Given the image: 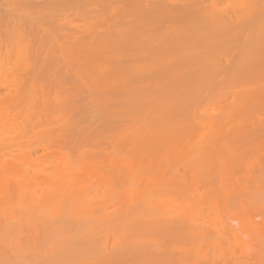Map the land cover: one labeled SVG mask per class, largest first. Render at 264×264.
<instances>
[{
	"label": "rangeland",
	"instance_id": "rangeland-1",
	"mask_svg": "<svg viewBox=\"0 0 264 264\" xmlns=\"http://www.w3.org/2000/svg\"><path fill=\"white\" fill-rule=\"evenodd\" d=\"M68 1L69 0H0V165L2 166H0V173L6 176L9 174L8 177L11 174L10 178L16 180L15 182H10L11 188L8 184H5L6 188L4 190L2 186L4 190L2 192L9 196L5 197L4 194H0V207L8 209L14 208L20 204H24L26 197L34 196V199L37 200L38 197L42 196L44 189L48 190V188L52 189V187L65 185L64 183L66 180L62 178L63 172H61L60 175L58 174V177L54 172L52 173V171L53 168L56 171L68 169L66 164H68L69 160H72V163L69 162V164L73 165H71L72 168H69L70 178L72 181H75L74 183L77 184L76 186L82 190L81 195L72 197V200L74 198V202H70L67 198H65V200H67L64 201L63 197L58 198V200L56 199V203L53 202L51 206L53 213L51 218L50 216L48 217L49 223L47 221H41L40 219L31 218L28 222L30 227L26 224V229L25 221H23L25 218L21 219L23 222L18 221L24 227L20 226L17 220H15L17 224L14 223V220L11 221V229H8V231L14 236L5 232L9 237L7 236L8 239H6L7 237L4 235L7 244H5L6 246L4 247L5 250L3 253L5 257L2 255L3 257L2 259L0 258V264H4V262L5 264H94V262H91L92 260L95 261L93 255H97V252L100 253L101 249L104 247L105 252H108L113 246L119 249L120 246L123 247V245L120 244L124 241L129 244V246L126 245V247L128 246L126 249L130 250L131 248L132 250L134 248L133 250L136 251V255L134 252L133 255L130 250L129 253H131H127V256L125 255L124 258L122 257L123 259H121L120 262L116 263L114 261L116 264H264V101L258 102L259 106L255 100H250L246 108H244L245 110L242 109L241 111L237 109L240 103L243 102L241 98L243 99L244 92H250L257 87L258 81H254L255 78L251 80L254 73H252V77H250L251 75L248 74V70L245 69L242 73L240 72L241 68L238 69V67H235V65L237 66L240 63L248 65V63L252 64L254 62V64L258 63L256 65L259 67H264V65H262L264 64V33H262L264 32V0H262V2L260 0H127V2L126 0H72L74 1L72 3L70 0L71 4ZM125 2L128 4H122ZM131 3L133 6H131ZM198 4L199 7L196 8ZM188 5L189 9H187ZM262 5L263 7H261ZM257 6L261 7L258 8V11L256 10ZM250 7H256L255 10L258 12L259 19H254L255 24L253 22L254 20L248 22L247 26L249 27H247L248 29L246 28L247 30L244 25H242L243 22L241 25L246 32L241 31L243 30L242 27H240L241 25H237L239 23L238 18L241 15L237 16L234 13L241 14L242 11L245 12ZM129 8L134 12L129 10ZM125 9H127V11L129 10V15ZM152 9L153 12L159 11V15L158 13L154 14L157 18L153 17V13H151ZM190 9L194 12L198 10V12H195L196 14L193 12L192 15L195 25H197L198 22L200 24L201 19L205 17L215 18L221 21L224 25L222 28L215 25H210L211 27H208V25H204L203 23L201 26L202 29H207L208 27V32L210 31V34L213 33L212 36H218L216 38L213 37V39H219L220 36L228 37V42H230L229 46H231L228 47L233 49L232 51V49L230 50L226 47L227 51L225 53L227 57L229 55L228 58L220 54L217 56L218 62L220 61L219 65H223L224 67H228L229 62L232 61V63H230L231 67H226L228 70H226L227 73H230L227 74L228 78L226 75H223L225 73V68L219 66L224 68V73L221 71L223 74L221 76L219 75L220 77L218 79L214 77L213 79L207 80L206 78H208V76L204 75L206 72L202 75L194 73L198 75H195L198 80H196L197 82L192 80L194 82L191 83L190 80L192 78L194 79L195 76L192 77L191 75L189 77V81L193 84V87H190V83H186V85L184 84L185 86H182L187 89L186 87L190 84L188 90L191 91L190 88H193L192 92H194V95H199L200 90L203 91L205 89V91H203L204 93L199 95V100H195L197 95L194 97L193 93L191 94L189 91H187L189 94L185 92L187 95L184 93L176 97L175 90L178 84H174L177 86L176 88L171 87L172 84L168 85L167 82L169 81L163 82L162 77V83L160 84L164 86L160 88L161 86H159L158 83V81L161 82L158 76L160 69H157L158 67H156L157 64L155 63L159 61H155L153 57L154 54L157 55V57H160L161 54L159 52L160 55H158L157 52L159 50L156 51V53L152 51L153 56H151L152 54L150 52V50L155 48H153V46L158 47L157 42H160V39L164 35L161 32L162 29L161 31L158 29L159 33H162L159 34L161 36L155 35V33L152 32L163 24L162 19L165 18L166 12L172 10L175 17L179 18L181 16L180 18L183 19L191 17L190 14L192 12L188 14V11H191ZM130 12L134 15L132 16ZM194 15H196L199 20H195L194 18L196 17H194ZM161 17L163 18L161 19ZM133 18H135V23L137 24L132 22ZM157 19H161V25H159ZM249 23H251L254 28H250L251 25ZM116 24L118 27H116ZM122 24L127 25L124 26ZM165 25H168V23L165 22L163 26ZM257 25L258 27L259 25L263 26L257 28ZM132 26L135 29L132 28ZM204 26L207 27L205 28ZM238 27L240 29H237ZM74 29L77 30L75 31L76 33ZM129 29H132L135 33H132ZM211 29L213 32H211ZM259 29L260 31L262 30V32H259ZM103 30H106V33ZM113 30L116 31V34L120 33L122 38L124 35L119 31L126 34L127 37L125 39L134 44L133 48L135 47L136 38H138L136 42L137 46L143 42L144 44L146 43V48L144 47V49H141L143 53L140 50L138 52L140 54H137V56H135L136 58L133 57L134 55L127 56L126 52L122 51L121 45L117 46L118 43L116 44L114 41L116 35L115 33L113 34ZM111 31L113 32L110 33ZM95 32H97V34ZM139 33L140 36L138 35ZM96 35L102 36V44H107H105V47L108 48V52L103 53L107 54L102 56L95 52H90V50L88 52L90 56L83 57L84 55L81 56L82 53H79L80 55L77 56H81L85 64L79 65L82 61H78L77 56L74 55V59L75 57L77 59H75V61L78 62L75 63L74 60H72L73 53H68L71 51L68 42L72 43L71 46H73V44L75 45V41L76 44L78 42H83V44H85L84 42H89L92 44V47L98 40ZM104 35L105 37H103ZM117 35L119 36V34ZM150 35H154L155 42L150 39ZM167 36L170 37L171 40V36ZM66 37H70V39H66ZM94 37L95 39L97 37L95 42H93ZM203 37L204 40L202 39ZM85 38L86 40H84ZM164 38L166 39V37ZM205 38L204 35L197 38L200 43L197 41L199 46H196V55L202 53L200 56L205 54L207 55L206 58H210V55L208 57L206 53L215 43L209 45L210 42H212V37L210 38L211 41L208 38L210 42ZM247 38H249V43L253 41L255 43L256 40L255 44L257 47H255L254 43L247 44L249 46L248 50L246 46V43H248ZM101 39L99 45H102ZM168 39L166 40L169 41ZM66 41L69 46L68 48L67 44H65ZM112 41L115 45H113ZM164 42L161 47L165 50L166 45H164ZM120 43L121 42H119V44ZM83 44L77 45L83 46ZM202 44H205V46ZM160 45H162L161 42ZM206 45L210 46H208L207 50ZM253 45L254 49L252 47ZM113 46L116 47L115 49L119 47L121 51L115 52ZM216 46H218V43ZM74 47L75 49L77 48V46ZM85 47H83L82 50L79 49V52L83 51ZM91 47L89 49H91ZM97 47L100 46L97 44ZM149 47L150 50H147ZM178 47V50L175 48L176 51L182 50L180 46ZM198 47H200V49H198ZM101 48H97V50ZM110 49H112V52ZM173 49L174 48L170 49V51L166 53L169 54ZM215 50L213 49V51ZM229 50L232 53L231 57L230 52L228 54ZM246 50H251L250 53L255 51L254 53L257 54V57H255V54L253 55L255 60L252 54H249ZM122 53L123 55H121ZM178 53L179 52H177V55ZM217 53H219V51L216 52V55H218ZM225 53L224 55H226ZM118 54L120 58L122 56L124 57V59L120 61L121 63H124L123 60H129V58L132 60L126 62H136L134 63L136 67L133 66V64L132 66L134 69L132 70L131 67L130 70L132 71H127V76L130 78L143 75L141 73L138 75L139 70H137V68L139 63L140 65L150 63L147 67L150 68L151 66V71L147 70V68L146 70L148 72L146 73L158 72V74L156 73L157 75L155 74L156 76H152L155 79L158 77L156 79L158 84L156 81L153 82L155 85L157 84V86H155L153 83L151 84L149 80L150 84L148 82L149 85L147 83V85L145 84L149 87L147 88L145 86V88L148 91L152 90V92L154 89L164 91L168 88L170 89L169 93L174 91L173 94L171 93L172 99L169 97L170 94L167 93L168 89L164 91L168 97L163 103H160V100L157 101L151 97H146L144 95L146 92L144 91V83L142 82H138L141 84L140 86L135 82V85L132 84V87L134 88L137 85L133 92L137 90L138 93L143 90V95L142 93L141 95L140 93L132 95L131 92L129 93L130 96H128L127 91H124L125 93H116L114 87H109L107 90L106 88L105 90L102 89L104 86L101 87L102 85L100 82L105 81V78H111L110 76L112 75L107 76V74L115 73V66L112 67V65L108 67L110 61L108 62V60H106L107 58L104 57L107 56L108 59L112 60V64H114L113 61H115V58H118ZM95 55L100 59L99 61L95 58ZM124 55H126V57ZM241 55L244 56L241 57ZM249 56L250 58H248ZM137 57H141L140 60L137 59ZM232 57L234 58L233 60H236L235 62L232 60ZM85 58H88L89 61L90 59L92 60V58L95 60L96 66L92 63V68L94 69L89 67L90 63L87 65ZM201 59L204 60V57L202 56ZM214 59H216V57ZM240 60L245 61L241 62ZM102 61L107 62L104 68ZM197 61L198 60L195 61L196 64L198 63ZM208 61L212 62L210 60ZM115 62L119 64L117 61ZM182 63L184 64V61ZM177 64L180 66L181 63L178 62ZM216 64L218 63L216 62ZM85 65H87V67H85ZM107 68L114 69L108 70ZM233 68L234 70H232ZM213 70H215V68H213ZM104 71L106 73H104ZM161 71L162 70H160V73H162ZM99 74L102 76L104 75L103 78L101 76L102 79H100ZM212 74L213 73H211V76ZM223 76L226 77L223 79ZM153 78L151 79L152 81H154ZM166 79L168 80V78ZM202 79L206 82H202ZM199 82L203 87H200L202 85ZM196 84H199L198 87ZM158 90L157 92H159ZM173 95L175 97H173ZM239 96H241V98H239ZM163 100L164 98H162L161 101ZM176 101H178V103L180 102V107L176 106ZM261 103L263 105H261ZM172 104L175 107L173 111L171 110L173 108ZM178 107H182L185 112L182 111V109L178 110ZM256 107H259V109L255 112L254 110H256ZM175 109L177 111H175ZM140 112L142 115H139ZM166 112L168 115L172 113V117L176 114L178 115H176L177 117H175V119L173 118V120L176 121H173V123H177V128L182 125V128L180 127L181 131L178 128L179 133L177 135V132H174L175 137L173 133H171L172 135L169 134L168 136L167 134L163 139L160 136L153 138V141H155L154 145L157 147L151 148V145V149H143L142 147L145 144L137 138L138 131L144 124L150 125L153 129H158L161 128L165 120L168 119L169 122H172L171 115V119H169ZM178 112L182 115V119H179ZM195 112L197 114H195ZM217 114L220 115L217 116ZM195 116L197 118H195ZM237 116H239V119ZM222 118L224 119L222 120V124L226 123L225 128H221L224 127V125L221 126L220 121L218 123L220 125L219 127H217V122H215V124L212 123ZM180 121L186 123L183 124ZM157 122L158 125L160 122L162 123L158 126ZM169 128L173 129V127ZM135 137L138 139V142L135 141ZM132 139H134V141ZM211 140L214 142V145L211 148L209 147L210 151L208 148L204 150L203 146L205 147V143H207V147L208 144L211 145V143H208V141ZM215 142H217V144ZM139 146L140 150L142 148V151L150 152L154 157L148 159L149 161L144 160L140 164L139 162L141 160L139 161V159L136 158L135 164H132L134 158L131 161V158L129 157V159L127 156H132V154L140 152ZM136 147H138V149ZM202 150L205 153H203ZM202 154L209 155L206 156L209 160V164L203 162L206 158L204 160ZM189 158L192 160L191 166L189 165ZM197 158L203 159L201 160L203 164L201 163L198 165V163H196V167V164L193 162L197 160ZM87 160L93 161H90V166L86 165L89 164ZM150 160L153 161L151 162ZM19 161H21L22 164ZM210 161L212 162L211 164ZM5 163L8 164L5 166ZM18 163L19 165H17ZM204 163H206V165ZM11 164L14 167L20 168L14 171ZM76 165L79 166V168L78 166L77 168L81 171L80 176H78L79 171H76L78 174H74L76 173L74 170H77ZM192 165H195L194 168L196 169H194ZM201 165L205 167L201 169L199 167L198 169V166ZM56 166L58 167L57 169ZM7 167L10 169L8 170ZM143 167L147 168L146 171ZM44 168H48L47 173H45L46 170ZM11 169H13V171ZM132 170L134 173H137L135 174L136 176L134 175L135 180L131 178V176H127ZM206 170L207 172L205 173L204 171ZM9 171L14 174L9 173ZM82 171H84L83 174H86V176L81 174ZM24 173L29 175L30 178L27 176V179H22L21 174L25 176L23 178H26ZM138 174L139 177L141 176L140 174L144 175L137 179ZM46 177H48V181L45 180ZM70 178L68 180H70ZM85 182H88V184ZM12 184L14 187H12ZM88 185H90V187ZM88 187L94 190L97 189V191H89L90 189H88ZM7 190L9 192H7ZM10 192L14 195L13 197L12 195L10 196ZM89 192L95 195L91 193L89 195ZM30 193L31 195H29ZM36 196L38 197L36 198ZM69 204H71L70 206L73 208L70 214L74 216V218L69 215H67L68 217L64 216L66 211L64 215H61L63 213L60 211L62 210L63 212V209L66 207L64 205L69 206ZM91 204L96 207L98 206V213L96 215L94 212L95 208L91 206ZM62 207L63 209H59ZM152 207H154L153 210L156 207V213L152 210ZM157 207L159 208L157 209ZM88 209L91 210L92 214L80 220L83 221L82 224L88 222L86 224L87 226H85V224L82 225L80 221H74L76 215L77 217L81 216L84 218V213H87ZM98 209L102 215L99 213ZM150 209L155 215L157 214L161 217L160 220L158 216L153 220L155 215L151 213ZM160 209L163 210L162 213L166 211L167 215H165V213H163L164 215H160L159 213L161 211L157 212ZM149 210L152 215L149 213ZM112 211H115V214L118 215L116 218L114 217L115 214H111L114 213ZM135 211H138V217H136L137 213ZM57 212L61 213V216ZM170 212L174 215H171ZM123 214H127L126 216L129 217V221L126 219V216L123 217ZM130 214L132 218L128 216ZM58 215L60 218L64 216L63 218L66 217V219L61 218V220H59ZM133 216L135 218H133ZM147 216H150L152 220L147 218ZM177 216L180 220L182 218L183 221L191 219L192 217V226H180V229H167L166 226L164 227L169 217H175L177 219ZM122 217L125 219H121ZM87 218L90 220H87ZM104 218H106V220H104ZM110 218L112 220L107 221V219ZM252 218L253 220H251ZM134 219L138 220L136 222L138 226ZM161 219H163V221L165 220V222H162ZM226 219L232 224L234 220H238V231L236 230L238 236L235 240H233L234 238H232L230 234H226L227 237H224V235L222 236L223 231L221 228L223 225L221 224L230 223ZM89 221L91 222L89 223ZM119 221H122L121 224L125 223V225L122 224V227ZM94 222L96 224H94ZM13 223L19 227V230H15L17 227ZM11 224L15 226V229H12L13 225L11 227ZM47 224L49 225L46 226ZM22 230H24L23 233ZM26 232H30L29 235L27 234L28 237L23 235ZM15 233L17 234L15 235ZM239 237L241 238L239 239ZM26 239L29 240L27 241ZM25 241L28 243H25L26 246L28 245L27 248L24 244ZM18 244L19 247L21 246L22 248L25 246V251L24 248L23 251L18 249ZM16 245L18 248L14 247ZM7 247H14L15 249L12 248V251L10 248V251H8L9 249ZM28 247L30 248L28 249ZM140 247L142 249L139 250ZM146 248H148L149 251ZM16 250H19L20 253ZM12 252H14L16 259ZM160 252H163V254ZM27 253L30 255L29 257H27ZM88 257L92 259L87 260ZM43 258L47 259L45 260ZM114 262H112V264H114Z\"/></svg>",
	"mask_w": 264,
	"mask_h": 264
},
{
	"label": "bare ground",
	"instance_id": "bare-ground-1",
	"mask_svg": "<svg viewBox=\"0 0 264 264\" xmlns=\"http://www.w3.org/2000/svg\"><path fill=\"white\" fill-rule=\"evenodd\" d=\"M261 2H262V0H260ZM69 3H70V0L68 1ZM68 2H65V3H68ZM72 2H74V1H72L71 0V3ZM76 2V1H75ZM116 2V1H115ZM114 2V3H115ZM126 2H127V0H126ZM122 3V4H128V3ZM131 2V1H130ZM70 3V4H71ZM118 3V2H117ZM133 3V2H132ZM132 3H131V6H133L132 5ZM142 3V2H141ZM258 4H260L259 2H257ZM257 3H255V4H257ZM264 3V2H263ZM130 4V3H129ZM135 4H136V2H135ZM134 4V5H135ZM195 4V3H194ZM66 5V4H65ZM67 5H69V4H67ZM137 5V4H136ZM191 5V4H190ZM127 6H130V5H127ZM160 6V5H159ZM168 6V5H167ZM194 6H196V5H194ZM62 7V6H61ZM72 7V6H71ZM110 7V6H109ZM170 7V6H169ZM189 7V5L187 6V9H189L188 8ZM199 7V4H198V6H196V8H198ZM261 7H263V5L261 6ZM261 7H259V6H257V11H258V8H261ZM66 8V7H65ZM107 8V7H106ZM171 8V7H170ZM182 8V7H181ZM256 8V7H255ZM255 8L254 7H250L249 9H247L245 12L244 11H242V13L240 14L238 11V13L239 14H237V13H234V14H236L237 16L238 15H241L238 19V24L237 25H241L243 22V24L242 25H244V27H245V29L247 28V27H249V26H247V23L248 22H251V21H253L254 19H259L258 18V12H256V10H255ZM81 9V8H80ZM109 9V8H108ZM132 9H135V8H132ZM151 9V8H150ZM163 9V8H162ZM161 9V10H162ZM172 9V8H171ZM264 9V8H263ZM126 11H127V9H125ZM129 10H131L130 8H129ZM129 10L127 11V14L129 13ZM149 10V9H148ZM156 10V9H155ZM154 10V11H155ZM191 10V9H190ZM262 10V9H261ZM260 10V11H261ZM120 11V10H119ZM124 11V10H123ZM131 11H133V10H131ZM264 11V10H263ZM134 12V11H133ZM136 12V11H135ZM151 12V11H150ZM150 12H149V14H150ZM190 12H192L190 15H191V17H187V18H183V19H181L180 17L179 18H177V17H175L174 16V14H173V12H172V10L171 11H167L166 12V16H165V18H163V17H161V19L163 20V24H165V22H167L168 23V25H165V26H163V24L161 25L160 24V22H162V21H160L161 19H157L158 21H159V25H161L160 27H158V28H156L155 30H153V32L152 33H155V35H159L161 32L164 34V35H166V36H164L163 35V37L160 39V42H161V44L162 45H160V42H157V44H158V47L157 46H153V48L155 47H157L156 49L154 48L153 50H150V47H149V49H147V50H150V52H151V56H153V53H152V51L153 52H155L156 53V51H158L157 53H158V55H160V57H157V55H155L154 54V57H153V59H155V61L157 60V61H159L158 63L157 62H155L156 64H154V65H156V67H158L157 69H160V70H162L161 72L162 73H160V70H159V77H160V80L162 79L163 80V82L164 81H169V82H167L168 83V85H170V84H172V86L171 87H177L176 88V90H179V91H176L175 90V96L177 97V96H181L182 94H184L185 92L187 93V94H189V92H191V94L193 93V95H194V92H192V89L193 88H190L191 89V91H189L188 89V87H189V85L191 84V83H193L194 81H196L197 79H196V76H198L197 74H194V73H198L199 75L201 74H203V73H205L206 72V74H204L205 76H208V78H206L207 80L208 79H213L214 77H215V79L217 78H219L224 72L226 73H224L223 75H226L227 76V74H230L229 72L227 73V68H229V67H231V64L230 63H232V61L231 62H229V65H228V67L227 66H223V65H219V62H218V59H217V56H219V54L221 55V56H226L227 57V54L225 53L227 50V48H229V47H231V46H229L230 45V42H228V37H219V39L217 40V39H213V37H218V36H212L213 35V33L212 34H210L209 32H208V27L210 26V25H215V26H219L220 28H222V27H224V25H223V23L221 22V21H218L217 19H215V18H210V17H205L204 19H201V21H200V24H199V22H198V26L197 25H195V23H194V20H193V12L194 11H188V14L190 13ZM195 12H198V10L197 11H195ZM194 12V14H196ZM206 12V11H205ZM214 12V11H213ZM262 12V11H261ZM260 12V13H261ZM130 13H132V12H130ZM151 13H153V17H155V15L154 14H156V13H158V15H159V11H155V12H153V9H152V12ZM203 13V12H202ZM210 13V12H209ZM216 13V12H215ZM120 14H121V11H120ZM164 14H165V12H164ZM198 14V13H197ZM129 15V14H128ZM134 14L132 13V16H133ZM216 15V14H215ZM187 16V15H186ZM219 16V15H218ZM222 16V15H221ZM194 17H196V18H198L196 15H194ZM257 17V18H256ZM135 18H136V16H135ZM135 18H133V21L132 22H134L135 23ZM155 18H157V16L155 17ZM159 18V17H158ZM196 18H194L195 20H199V18L198 19H196ZM202 18H203V15H202ZM233 18H234V16H233ZM262 18V17H261ZM131 20H132V18H131ZM164 20H165V22H164ZM136 21H138V20H136ZM158 21H157V23H158ZM263 21H264V19H263ZM131 22V21H130ZM197 22V21H196ZM254 22V24H255V20L253 21ZM252 22V23H253ZM259 22V21H258ZM134 23H132V24H134ZM202 23L204 24V25H208V27L207 26H204L205 28L207 27V29H202ZM206 23V24H205ZM245 23H246V25H245ZM264 23V22H263ZM129 24V23H128ZM135 24H137V23H135ZM250 25H251V23H249ZM98 25V24H97ZM103 25V24H102ZM104 25H106V24H104ZM115 25V24H114ZM122 25H127V24H122ZM131 25V24H130ZM158 25V24H157ZM199 25H200V27H199ZM236 25V26H237ZM240 26V27H242V29L243 30H241V31H245L244 30V28H243V26ZM100 26H101V24H100ZM121 26V25H120ZM124 26H121V27H124ZM134 26V25H133ZM132 26V28H134ZM137 26V25H136ZM260 26H263V25H259V27H258V25H257V28H260ZM116 27H118L117 26V24H116ZM126 27H129V26H126ZM203 27V28H204ZM211 27V26H210ZM214 27V26H213ZM252 27V25L250 26V28ZM256 27V26H255ZM264 27V26H263ZM65 28V27H64ZM103 28V27H102ZM107 28V27H106ZM137 28V27H136ZM252 28H254V27H252ZM70 29V28H69ZM111 29V28H110ZM135 29V28H134ZM133 29V30H134ZM142 29V28H141ZM158 29H160V31H161V29H162V31L159 33V30ZM213 29V28H212ZM212 29H211V32H213L212 31ZM216 29V28H215ZM237 29H240L239 27L237 28ZM248 29V28H247ZM246 29V30H247ZM66 30H68V29H66ZM132 33L134 32V31H132V29H129ZM234 30H235V28H234ZM255 30H256V28H255ZM70 31V30H69ZM75 31H77V30H75L74 29V32ZM104 31V30H103ZM102 31V32H103ZM106 31V30H105ZM104 31V32H105ZM114 31V30H113ZM113 31H111L110 33H112ZM151 31V30H150ZM157 31H158V33H157ZM238 31V30H237ZM249 31V30H248ZM252 31H253V29H252ZM264 31V30H263ZM107 32H109V31H107ZM119 32H121V34L122 35H124V37L122 38L121 36H120V33H117V34H119V36L116 34V31H114L113 32V34L115 33V37H114V41L116 42V44H117V46L118 45H121L120 47L122 48V51L123 52H126V55L127 56H129V55H134L133 57H135V56H137V54H140V53H138L141 49H144V47L145 46H147L146 45V43L144 44V42L142 43V44H139V46H137V39L138 38H136V42H135V49L133 48V46H134V44L132 43V42H130V41H128L127 39H125L126 37H127V35L126 34H123V32L122 31H119ZM126 32V31H125ZM139 32V31H138ZM140 32H142V31H140ZM246 32V31H245ZM259 32H262V30L260 31V29H259ZM76 33V32H75ZM78 33H80V32H78ZM96 34H97V32H95ZM106 33V32H105ZM135 33V32H134ZM157 33V34H156ZM161 33V34H162ZM217 33H218V31H217ZM262 33H264V32H262ZM101 34V33H100ZM103 34V33H102ZM107 34H109V33H107ZM106 34V35H107ZM113 34H111V35H113ZM145 34V33H144ZM90 35V34H89ZM98 35H99V33H98ZM126 35V36H125ZM139 36H140V33L138 34ZM146 35V34H145ZM167 35H169V36H171V40H170V37H168ZM205 36L207 39L209 38H211L212 37V42H210L211 41V39H210V41H209V39H208V41L210 42V44H209V42H208V44L209 45H211L212 43H215V45L213 44V46H209L210 48H209V51H207V53L206 54H208V57H209V55H210V58H206L207 57V55H205V54H203L202 56L204 57V60L203 59H201V57L202 56H200V54H202V53H197L198 55H196V46L198 45L197 44V38L199 37V36ZM239 35V34H238ZM243 35V34H242ZM252 35V34H251ZM255 35V34H254ZM262 35V34H261ZM67 36V35H66ZM95 36V35H94ZM97 36V35H96ZM118 36V37H117ZM137 36V35H136ZM138 36V37H139ZM154 35H150V39L152 40V41H154L155 42V38L153 37ZM159 36H161V35H159ZM250 36V35H249ZM83 37V36H82ZM81 37V38H82ZM97 37H98V40H97ZM96 37V39H95V37L93 38V42H95L96 40L98 41H96V43L98 44V46H100V47H97V44L96 43H94V46H92L91 47V45L92 44H90L89 42H84L85 44H83V42L82 43H80V42H78V41H81V40H78L77 42V44H83V46L82 45H77L76 44V41L74 42L75 43V45L73 44V46H71V44L72 43H69L68 42V44H69V46H70V48H71V51L70 52H68V53H73L72 54V56H73V59L72 60H74V62L75 63H78L77 61H75V59H76V57H75V59H74V55L75 56H77V55H80L81 53V56H83V57H86V56H90L89 54H88V52L90 51V52H95V53H97V54H100V55H105V54H107V53H105V54H103L104 52H108V48L107 47H105V44H102V39H101V37L100 36H97ZM103 37H105V35L103 36ZM107 37V36H106ZM122 39H121V38ZM164 37H166V39H168L169 41H167ZM253 37V36H252ZM70 39V37H66V39ZM84 38V37H83ZM82 38V39H83ZM101 39V44L102 45H99V41H100V39ZM118 38V39H117ZM120 38V39H119ZM142 38V37H141ZM205 38V39H206ZM249 38H251V37H249ZM249 38H247V42L249 41ZM254 38V37H253ZM77 39H80V38H77ZM90 39H91V37H90ZM108 39H111V38H108ZM124 39V40H123ZM148 39V38H147ZM159 39V38H158ZM203 40H204V37L202 38ZM201 39V40H202ZM84 40H86V38L84 39ZM83 40V41H84ZM89 40V39H88ZM112 40V39H111ZM118 40H120V41H118ZM156 40H157V38H156ZM200 40V39H199ZM253 40V39H252ZM125 41V42H124ZM140 41H144V40H140ZM140 41H138V42H140ZM147 41V40H146ZM164 41H167V42H164ZM206 41V40H205ZM204 41V42H205ZM103 42H104V40H103ZM111 42V41H110ZM109 42V43H110ZM119 42H121L120 44H119ZM163 42H164V45H166V49L164 50V48L163 47H161V46H163ZM218 43V46H216L217 45V43ZM250 42H251V40H250ZM112 43H113V45H115L114 44V42L112 41ZM149 43V42H148ZM198 43H200L199 41H198ZM207 43V42H206ZM244 43V42H243ZM254 43V41L252 42V43H246V46H247V49L249 48V44H253ZM255 43H256V40H255ZM254 43V45H255V47H257L256 46V44ZM65 44H67V41L65 42ZM68 44H67V48L69 47L68 46ZM245 44V43H244ZM248 44V45H247ZM86 47H85V46ZM90 45V46H89ZM96 45V46H95ZM104 45V46H103ZM107 45V44H106ZM122 45H123V47H122ZM149 45V44H148ZM154 45V44H153ZM202 45H204L205 46V44H202ZM233 45V44H232ZM254 45L252 46L253 47V49H254ZM74 46H77V48L78 47H80V48H78V50H77V48L75 49V47ZM103 46V47H102ZM159 46H160V48H159ZM178 46H180V49H182V50H179V51H176V49L178 48L179 49V47ZM199 46V45H198ZM201 46V45H200ZM208 46L206 45V50L208 49ZM221 46V47H220ZM229 46V47H228ZM234 46V45H233ZM83 47H85L84 48V50L83 51H81V52H79L80 50H82L83 49ZM88 47V48H87ZM91 47V49H89ZM95 47V48H94ZM102 47V48H101ZM167 47H169L170 49H172V48H174L169 54L168 53H166V52H169L170 51V49L169 48H167ZM218 49H217V48ZM227 47V48H226ZM69 48V49H70ZM97 48H101V49H99V50H97ZM112 48V47H111ZM116 47H114L113 46V49L115 50V52H120L121 51V49L118 47L117 49H115ZM146 48V47H145ZM176 48V49H175ZM201 48H203V47H201ZM212 48V49H211ZM246 48V47H245ZM251 48V47H250ZM80 49V50H79ZM95 49V50H94ZM134 49V50H133ZM177 49V50H178ZM198 49H200V47H198ZM211 49V50H210ZM213 49L215 50V51H213ZM230 49V48H229ZM232 49V48H231ZM230 49V50H231ZM75 52H74V51ZM86 50V51H85ZM94 50V51H93ZM222 50H223V52H222ZM228 51V54H229V52H230V57H231V51ZM249 50V49H248ZM248 50H246V51H248ZM73 51V52H72ZM87 53H85V52ZM110 51L112 52V49H110ZM145 51H146V49H145ZM161 51H163V52H161ZM176 51V52H175ZM184 51H185V53H184ZM201 51H202V49H201ZM200 51V52H201ZM212 51H213V53H212ZM217 51H219V53H217L218 55H216V52ZM221 51V52H220ZM232 51H233V49H232ZM237 51V50H236ZM251 51V50H250ZM250 51H248L249 52V54H252V57L254 58V60H255V57H257L256 55L257 54H255L254 52L255 51H253L252 53H250ZM141 52L143 53V51L141 50ZM159 52H160V54H159ZM173 52V53H172ZM177 52H179L178 53V55H177ZM181 52V53H180ZM183 52V53H182ZM235 52V51H234ZM239 52V51H238ZM74 53H76V54H74ZM78 53V54H77ZM80 53V54H79ZM144 53H146V52H144ZM163 53V54H162ZM210 53V54H209ZM223 53V54H222ZM224 53L226 54V55H224ZM236 53V52H235ZM109 54H112V53H109ZM125 54V53H124ZM215 54V55H214ZM247 54V53H246ZM255 54V57L253 56ZM121 55H123V53L121 54ZM120 55V56H121ZM126 55H124L125 57H126ZM143 55V54H142ZM181 57H180V56ZM184 55H185V57H184ZM212 55H214V56H212ZM248 55V54H247ZM264 55V54H263ZM81 56H77V59H78V61H82L79 65H81V64H83L84 63V60L81 58ZM96 56V55H95ZM113 56V55H112ZM138 56H140V55H138ZM235 56V55H234ZM244 56V55H243ZM242 55H241V57H243ZM69 57H71V56H69ZM91 57H93V56H91ZM123 57V56H122ZM120 58L119 57V54H118V58H120V59H114L115 61H117L119 64H116V62L115 61H113V63L114 64H112V60H110V59H108V57L106 56V57H104V58H107L106 60H108V67H111L112 65V67H114L115 66V73L114 74H107V76L109 75H112V76H110L111 78H105L104 80L105 81H102V82H100L101 83V87H103L102 89H104L105 90V88H106V90L110 87V88H112V87H114V90H116L115 92L116 93H118V92H123V93H125L126 91L128 92V96H130L129 95V93H131L132 92V95L133 94H135V93H137V90H135L136 92H133L134 91V89L136 88V86L137 85H141V84H139L138 82H142V83H144L143 84V86H144V88H145V86L149 83L150 84V82H151V84L153 83V82H155L156 81V83H157V78L155 79V78H153L154 76H156L157 74H158V72H149V73H146V72H148L147 70H150V68H152L151 66H150V68L149 67H147L149 64L148 63H146V64H141L140 65V63H139V66H138V68H137V70H139V74L138 75H140V73L141 74H143V75H141V76H136L135 78H130L129 76H127V71L128 70H130L131 69V67H132V70L134 69V67L133 66H135L136 67V65L134 64V63H136V62H132V63H129V62H126V61H131L132 59H130L129 58V60H123L124 61V63H121L120 61L122 60V59H124V57L123 58ZM214 57H216V59H212V58ZM228 57H229V55H228ZM227 57V58H228ZM81 58V59H80ZM94 58V57H93ZM93 58H92V60L90 59V61L88 60V58H85V62L87 61V65H89L88 63H90V65H89V67L90 68H92L93 67V64L96 66V64H95V60H93ZM95 58H97V60L99 61L100 59H98V57L96 56ZM102 58V57H101ZM113 58V57H112ZM136 58V57H135ZM141 58V57H140ZM140 58H138L137 57V59H139L140 60ZM151 58V57H150ZM149 58V59H150ZM239 58V57H238ZM246 58V57H245ZM248 58H250V56L248 57ZM76 59V60H77ZM126 59V58H125ZM134 59V58H133ZM136 59V60H137ZM177 59H179V60H177ZM184 59V60H183ZM200 59H201V61H200ZM234 58L232 57V60H233ZM236 59V58H235ZM240 59V58H239ZM247 59V58H246ZM252 59V58H251ZM262 59V58H261ZM135 60V59H134ZM133 60V61H134ZM138 60V61H139ZM196 60H198L197 62V64L195 63V61ZM208 60H210V61H212V62H209ZM222 60V59H221ZM238 60V59H237ZM94 61V62H93ZM97 61V62H98ZM151 61V60H150ZM177 61V62H176ZM184 61V64L182 63V62ZM214 61H216L218 64H216V62H214ZM234 62L236 61V60H233ZM241 61V60H240ZM242 61H245V60H242ZM241 61V62H242ZM258 61V60H257ZM256 61V62H257ZM264 61V60H263ZM96 62V63H97ZM103 62V61H102ZM154 62V61H153ZM161 62V63H160ZM181 63L180 64V66H179V64H177V63ZM250 62V61H249ZM252 62V61H251ZM93 63V64H92ZM106 63L107 62H103V68L105 67V65H106ZM138 63V62H137ZM246 63V62H245ZM244 63V64H245ZM255 63V62H254ZM254 63H248V65L246 64V65H243L242 63H240V64H238V61H237V66L235 65V67H238V69L239 68H241V71L240 72H242L243 73V71L246 69V70H248V74H252V73H254L253 74V77H252V75L250 76V77H252V79L251 80H253V78H255L254 79V81H258L257 83H258V85H257V87H255L253 90H251L250 92H244V97H243V99L241 98V96H239V98H241V100L243 101V102H245V103H243V102H241L240 103V105H239V107L237 108L238 110H241L242 111V109H244V108H246V105L248 104V101H254L255 100V102L258 104V102H260V101H264V67H259L258 65H256V64H258V63H256V64H254ZM262 63V62H261ZM85 64V63H84ZM83 64V65H84ZM116 64V65H115ZM134 64V65H133ZM161 64V65H160ZM260 64V63H259ZM78 65V64H77ZM87 65H85V67H87ZM101 65H102V63H101ZM133 65V66H132ZM146 65V66H145ZM182 65V66H181ZM202 65H203V67H202ZM216 65V66H215ZM240 65V66H239ZM262 65H264V64H262ZM1 66H2V63H1ZM94 66V67H95ZM166 68H165V67ZM219 66H223L224 68H225V71L223 72V70H224V68H221V67H219ZM242 66H244V67H242ZM84 67V66H83ZM84 67V68H85ZM89 67H88V70H89ZM163 69H162V68ZM203 69H202V68ZM217 67H219V68H217ZM227 67V68H226ZM234 67V66H233ZM97 68V67H96ZM95 68V69H96ZM148 68V69H147ZM213 68H215V70H213ZM86 69V68H85ZM92 69H94V68H92ZM102 69V68H101ZM108 70H113L112 68H107ZM147 69V70H146ZM153 69H155V68H153ZM211 69V70H210ZM91 70V69H90ZM97 70V69H96ZM132 70H130V71H132ZM136 70V69H135ZM146 70V71H145ZM216 70H217V72H216ZM227 70V71H226ZM232 70H234V68L232 69ZM235 70H236V68H235ZM79 71V70H78ZM87 71V70H86ZM151 71V70H150ZM210 71H215V72H210ZM220 71V72H219ZM223 73H222V72ZM101 72V71H100ZM102 72H103V70H102ZM129 72V71H128ZM246 72V71H245ZM104 73H106L105 71H104ZM137 73H138V71H137ZM145 73V74H144ZM157 73V74H156ZM208 73V74H207ZM211 73H213L212 74V76H211ZM218 73V74H217ZM91 74H93V73H91ZM156 74V75H155ZM163 74V75H162ZM194 74V75H193ZM234 74H235V72H234ZM239 74V73H238ZM237 74V75H238ZM247 74V75H248ZM96 75V74H95ZM100 75V79H102L103 78V76L101 75V74H99ZM128 75H129V73H128ZM192 75V77H194L195 75V78L193 79L192 77V79L190 80L191 81V83H190V81H189V77ZM218 77H217V76ZM220 75V76H219ZM101 76H102V78H101ZM132 76V75H131ZM153 76V77H152ZM226 76H223V79L226 77ZM255 76V77H254ZM162 77V78H161ZM165 77V78H164ZM200 77V76H199ZM249 77V78H250ZM154 79V81H152L151 79ZM166 78H168V80L166 79ZM201 78V77H200ZM227 78H228V76H227ZM234 78H235V76H234ZM165 79V80H164ZM188 81H187V80ZM214 79V80H215ZM229 79H230V77H229ZM237 79H238V77H237ZM256 79H258V80H256ZM149 80H150V82H149ZM162 80H161V82H159L158 81V83H159V86H161V84L160 83H162ZM192 80H194V81H192ZM222 80V79H221ZM228 80V79H227ZM226 80V81H227ZM239 80V79H238ZM242 80H243V78H242ZM241 80V81H242ZM171 81H172V83H171ZM198 81V80H197ZM196 81V82H197ZM204 81V79H202V82ZM217 81V80H216ZM215 81V82H216ZM233 81V80H232ZM237 81V80H236ZM135 82H136V86L133 88L132 87V84H134L135 85ZM148 82V83H147ZM204 82H206V81H204ZM208 82V81H207ZM238 82V81H237ZM236 82V83H237ZM250 82V81H249ZM90 83V82H89ZM99 83V82H98ZM99 83V84H100ZM147 83V84H146ZM157 83V84H158ZM166 83V82H165ZM166 83V84H167ZM186 83H190L189 85H188V87H186L187 89H185V87H182V86H185L186 85ZM200 83V82H199ZM214 83V82H213ZM219 83V82H218ZM235 83V82H234ZM251 83V82H250ZM146 84V85H145ZM148 84V85H149ZM154 85H155V83H153ZM157 84L155 85V86H157ZM174 84H178L177 86L176 85H174ZM185 84V85H184ZM201 84V83H200ZM207 84V83H206ZM206 84H204L205 86H207ZM253 84V83H252ZM133 85V86H134ZM179 85H181V86H179ZM197 85V87H198V85L199 84H196ZM202 85V84H201ZM139 86H138V88H139ZM164 86V85H163ZM163 86H161L160 88H162ZM193 87V84H191L190 85V87ZM118 87H120V88H118ZM121 87H123V88H121ZM147 88L149 87V86H146ZM166 87V86H165ZM169 87V86H168ZM171 87H169V88H171ZM181 87H182V89H181ZM194 87H195V85H194ZM200 87H203V85L202 86H200ZM208 87V86H207ZM233 87V86H232ZM235 87V86H234ZM137 88V89H138ZM144 88H142V89H144ZM157 88H159V87H157ZM174 88V89H175ZM180 88V89H179ZM185 90H184V89ZM209 88V87H208ZM101 89V88H100ZM146 89V88H145ZM144 89V91H146L145 93H144V95L146 96V97H151V98H153V99H156L157 101H159L160 100V103H163V102H165L166 101V98L168 97L167 96V94L166 93H164V91H166L168 88H166L164 91H159L158 89V91L159 92H157V90H153V92H152V90H145ZM195 89H196V87H195ZM201 89V88H200ZM121 90V91H120ZM139 90H140V88H139ZM163 90V89H162ZM169 90L170 89H168L167 90V93H169ZM209 90H211V89H209ZM209 90H208V93H209ZM100 91V90H99ZM110 91V90H109ZM125 91V92H124ZM143 90H141V92H138V93H140V95H141V93H142V95H143V92H144ZM151 91V92H150ZM187 91H189V92H187ZM198 91V90H197ZM202 90H200V92H201ZM203 91H205V89L203 90ZM199 92V95H201L202 93H204V92ZM207 91V90H206ZM108 92V91H107ZM173 92L174 91H172V92H170L169 94H170V98L172 99V97H171V95L173 94ZM103 93V92H102ZM112 93V92H111ZM137 93V94H138ZM162 93H163V95H162ZM172 93V94H171ZM185 93V94H186ZM198 93V92H197ZM165 94H166V96H165ZM186 94V95H187ZM190 94V95H191ZM238 94V93H237ZM243 94V93H242ZM127 95V94H126ZM190 95H189V97H190ZM197 95V94H196ZM196 95H194V97L196 96ZM199 95H197V98H195V100L196 99H198L199 100ZM164 96V97H163ZM174 95H173V97H175ZM243 96V95H242ZM146 97H145V99H146ZM23 98V97H22ZM162 98H164V100L163 101H161L162 100ZM192 98H193V96H192ZM236 98V97H235ZM239 98H238V100H239ZM108 99V98H107ZM180 99V98H179ZM191 99V98H190ZM169 100V99H168ZM194 100V101H195ZM154 102V101H153ZM196 102V101H195ZM240 102V101H239ZM180 103V102H179ZM179 103H178V101H176V106H179ZM190 104V103H189ZM195 104V103H194ZM164 105V104H163ZM173 105V104H172ZM174 105H175V102H174ZM174 105H173V108L171 109L172 111L174 110ZM259 105V104H258ZM257 105V106H258ZM261 105H263L262 103H261ZM169 106H170V104H169ZM181 106V105H180ZM179 106V107H180ZM260 106V105H259ZM165 107V106H164ZM172 107V106H171ZM170 107V108H171ZM178 107V110L179 109H182V107L181 108H179ZM187 107V106H186ZM190 107V106H189ZM162 108V107H161ZM236 108V107H235ZM169 109V108H168ZM254 109H255V107H254ZM259 109V107H256V110H254L255 112L257 111ZM260 109H261V107H260ZM171 110H169V111H171ZM245 110V109H244ZM247 110V109H246ZM163 111V110H162ZM175 111H177L176 109H175ZM182 111H184L185 112V110H183L182 109ZM181 112V111H180ZM180 112H178V114H179V119H182V115H180ZM188 112V111H187ZM208 112H209V110H208ZM218 112V111H217ZM167 113V112H166ZM165 113V114H166ZM190 113V112H189ZM245 113H246V111H245ZM141 114V112L139 113V115ZM181 114H183V113H181ZM187 114V113H186ZM193 114V113H192ZM195 114H197L196 112H195ZM199 114V113H198ZM142 115V114H141ZM167 115H168V113H167ZM170 115H171V118H172V122H169V120L167 119V120H165L163 123L162 122H160L159 123V125L162 123V126H161V128H158V129H153V127H151L150 125H148V124H144L143 126H142V128L138 131V135H137V138L138 139H140V141H142V142H144V146L142 147L143 149H151V148H155V147H157V146H155L154 145V142L155 141H153L154 139L153 138H157L158 136H160V137H162V139L168 134V136H169V134L170 135H172L171 133H173V136L175 137V133L174 132H177L176 134L178 135V133H179V130H180V127L182 126H180V127H178L179 128V130H178V128L176 127V124H174L173 123V118L175 119V117H177L176 115H174V117H172V113H170ZM170 115H168L169 116V119H171L170 118ZM185 115V114H184ZM218 115H220V114H217V116ZM232 115V114H231ZM157 116V115H156ZM156 116H155V118H156ZM203 116V115H202ZM201 116V117H202ZM205 116H206V113H205ZM204 116V117H205ZM209 116V115H208ZM228 116V115H227ZM238 117V119H239V116H237ZM161 118H163V117H161ZM166 118V117H165ZM195 118H197L196 116H195ZM224 118V117H223ZM219 119L218 121H214V122H212L213 124H215V122H217V127H219L220 125L218 124L219 123V121L221 122V126H223L224 125V127H221V128H225V126H226V123H224V124H222V120H224V119ZM235 118V117H234ZM164 119V118H163ZM177 120V119H176ZM185 120H186V118H185ZM201 120H202V118H201ZM144 122V121H143ZM174 122H176V121H174ZM178 122V121H177ZM180 122H182V121H180ZM184 122V121H183ZM182 122V123H183ZM189 122V121H188ZM186 123V122H185ZM185 123H183V124H185ZM195 123V122H194ZM140 124V123H139ZM164 124V125H163ZM170 124H174V125H170ZM181 124V123H180ZM179 124V125H180ZM157 125H158V122H157ZM158 125V126H159ZM196 125V124H195ZM198 126V125H197ZM164 127H166V128H164ZM169 127H173V129L171 128H169ZM184 127V126H183ZM170 130H169V129ZM182 128V127H181ZM216 128V127H215ZM173 130V131H172ZM181 131V130H180ZM137 133V132H136ZM138 139H136V137H135V141H137ZM133 141H134V139H132ZM129 141H131V140H129ZM132 142V141H131ZM138 142V141H137ZM136 142V143H137ZM208 143H211V145L210 144H208L207 145V147H206V144L207 143H205V147L203 146V149L204 150H206L207 148H208V150H209V147L211 148L214 144V142L211 140V141H208ZM216 144H217V142H215ZM131 145V144H130ZM135 145V144H134ZM140 145V144H139ZM142 145V144H141ZM152 145V146H151ZM150 146H151V148H150ZM137 149H138V147H136ZM142 148H141V150H140V146H139V150H140V152H137V154L135 153V154H132V156L133 155H135V156H127L128 158L130 157L131 158V161H132V159L134 158V162H132V164L134 163L135 164V159L136 158H138L139 159V164L140 163H142L144 160H148V159H151V157L153 158L154 156H152V154L149 152H144V151H142ZM138 150V151H139ZM150 151V150H149ZM203 151V150H202ZM201 151V152H202ZM210 151V150H209ZM215 151V150H214ZM133 152V151H132ZM131 152V153H132ZM135 152V151H134ZM200 152V153H201ZM208 152V151H207ZM145 153H147V154H145ZM198 153H199V151H198ZM203 153H205L204 151H203ZM211 153H212V151H211ZM194 154H195V152H194ZM137 155V156H136ZM162 155H164V154H162ZM196 155V154H195ZM194 155V156H195ZM208 154H206V155H204V154H202V158H204V160H205V158H206V156H207ZM213 155V154H212ZM209 156V155H208ZM191 157H192V155H191ZM196 157H197V155H196ZM129 158V159H130ZM63 159V158H62ZM137 159V160H138ZM195 159V158H194ZM200 159V158H199ZM198 158H197V160H194V162L193 163H198V165H200L201 163L203 164V162H207V164H209L208 162H209V160H208V158H206V160L205 161H201V160H203V159H200L199 160ZM67 160V159H66ZM189 160H190V158H189ZM214 160V159H213ZM62 161V160H61ZM68 161V160H67ZM88 161V163L89 164H86V165H89L90 166V161L91 162H93L92 160H87ZM149 161V160H148ZM151 162L153 161V160H150ZM212 161V160H211ZM210 161V164L212 163ZM20 163H21V161H19ZM22 162H23V160H22ZM24 162H26V161H24ZM69 162L70 163H72V160H69ZM69 162H68V164H66L68 167V169H64L63 171H56V170H54V168H53V171H52V173L54 172V174L56 175V176H58V174L60 175L61 174V172H63L62 174H63V177L62 178H64L65 180H66V182L64 183L65 185H59V186H56V187H52V189H50V188H48V190H45L44 189V192L42 193V196H40V197H38V196H36V198H37V200L36 199H34V196H32V197H26L25 198V200H24V204H20V205H18V206H16V207H14V208H3V207H0V258L2 259V257L4 256V250H5V244H7V240L6 239H8V234L10 233L9 231H8V229L10 230L11 228H10V222L11 221H15V220H17V222L18 221H20V222H23V221H25V227H26V229H27V226H26V224L28 225V222L30 221V219L31 218H34V219H40L41 221L43 220V221H47L48 222V217L50 216V218H51V215H52V213H53V210L51 209V206H52V203L53 202H55L56 203V199L58 200V198H64V201H66L67 199H69V201L70 202H72L73 200H74V198H73V200H72V197L73 196H77V195H81L82 194V190H80L79 188H78V186H76L77 184H75L74 182L75 181H72L71 180V178H70V171H69V168H72V164H69ZM125 162H126V160H125ZM61 163V162H60ZM67 163V162H66ZM137 163V162H136ZM190 164V166H191V164H192V160H190V162H189ZM8 164V163H7ZM6 163L4 164L5 166L7 165ZM10 164V163H9ZM13 164V163H12ZM11 164V165H12ZM22 164V163H21ZM73 164H74V162H73ZM92 164V163H91ZM128 164H129V162H128ZM138 164V165H139ZM205 165H206V163H204ZM16 165V164H15ZM17 165H19V163L17 164ZM70 165V166H69ZM72 165V166H71ZM1 166V165H0ZM13 166V165H12ZM58 166V165H57ZM56 166V169L58 168ZM61 166V165H60ZM74 166H75V164H74ZM77 166L78 165H76V168H77ZM194 166L195 165H192V167L194 168ZM2 167V166H1ZM0 167V168H1ZM8 167H11V166H8ZM7 167V168H8ZM196 167H197V164H196ZM199 167H200V169L202 168V167H205V166H203V165H201V166H198V169H199ZM12 168H14V171H15V169H19L20 167H12ZM78 168H79V166H78ZM78 168H77V170H74L75 172L77 171H79L78 170ZM143 168H145V167H143ZM10 168H8V170H9ZM45 169V168H44ZM48 169V168H47ZM47 169H45L46 170V172L45 173H47ZM75 169V168H74ZM146 169L147 168H145V171H146ZM194 169H196V168H194ZM7 170V169H6ZM12 171H13V169H11ZM16 170V171H17ZM56 171V172H55ZM133 171V170H132ZM132 171L127 175V176H131V178H134V180H135V177H134V175L135 174H137V173H134V171H133V173H132ZM148 171V170H147ZM7 172V171H6ZM34 172L36 173V171L34 170ZM39 172V171H38ZM51 172V171H50ZM58 172V173H57ZM74 173V174H78L79 173V175L78 176H80V172L81 171H79L78 173ZM83 172L84 171H82V173L81 174H83ZM205 173L207 172V170L206 171H204ZM203 172V173H204ZM9 173H12V172H10L9 171ZM21 173V172H20ZM57 173V174H56ZM146 173V172H145ZM144 173V174H145ZM204 173V174H205ZM7 174H8V172H7ZM12 174H14V173H12ZM19 174V173H18ZM17 174V175H18ZM25 174V173H24ZM143 174V175H144ZM147 174V173H146ZM9 175V174H8ZM8 175L6 176V175H4L3 173H0V194H4L5 195V197H7V196H9L8 194L6 195L5 193H3L2 191H4L5 190V184H8L9 186H10V188H11V185H10V182H15L16 180L14 179V178H10V176H11V174H10V176L8 177ZM20 175V174H19ZM26 175V178H23V177H25V176H22V174H21V177H22V179H27V176L29 177V175H27V174H25ZM40 175V174H39ZM83 175H85L86 176V174H83ZM141 176L140 177H143V175L142 174H140ZM208 175H209V173H208ZM72 176H74V175H72ZM82 176V175H81ZM136 176V175H135ZM17 177V176H16ZM49 177V176H48ZM48 177H46L45 178V180H49L48 179ZM53 177V176H52ZM59 177V176H58ZM58 177H57V179H58ZM76 177V176H75ZM139 177V174H138V178L137 179H139L140 178ZM30 178V177H29ZM28 178V179H29ZM40 178V177H39ZM70 178V180H68ZM77 178V177H76ZM75 178V179H76ZM79 178V177H78ZM206 178V177H205ZM208 178V177H207ZM74 179V180H75ZM39 180V179H38ZM37 180V181H38ZM44 180V179H43ZM23 181V180H22ZM29 181H30V179H29ZM58 181H59V179H58ZM86 181V180H85ZM9 182V183H8ZM18 182V181H17ZM25 182V181H24ZM50 182H51V180H50ZM56 182V181H55ZM19 183V182H18ZM42 183H45V182H42ZM85 183H87L88 184V182H85ZM90 183V182H89ZM91 184V183H90ZM97 184V183H96ZM13 185V184H12ZM45 185V184H44ZM91 185H93V184H91ZM95 185V184H94ZM99 185V184H98ZM4 187V190H3V187ZM8 186V187H9ZM89 187H90V185H88ZM12 187H14V185L12 186ZM49 187H51V186H49ZM88 187V189H90ZM91 187H93V186H91ZM9 188V189H10ZM94 188V187H93ZM86 189V188H85ZM92 189V188H91ZM89 190V191H97V189L96 190H94V189H92V190ZM13 190V189H12ZM7 192H9L8 190H7ZM6 192V193H7ZM90 193L91 192H89V195H90ZM10 194V196L12 195V197L14 196L11 192L9 193ZM86 194H87V191H86ZM91 194H94V193H91ZM29 195H31V193L29 194ZM34 195V194H33ZM88 195V194H87ZM86 195V196H87ZM95 195V194H94ZM97 195V194H96ZM65 198H67L66 200H65ZM3 199H4V196H3ZM22 199V198H21ZM61 200V199H60ZM74 202V201H73ZM78 202V201H77ZM67 204V203H66ZM15 205V204H14ZM71 204H69V206L68 205H64V206H66L64 209H63V207L62 208H59V209H63V212H62V210L60 211L61 213H63V214H61V213H59V212H57V213H59V215L61 214V215H64V212H65V215L64 216H66V217H68L67 215H69V216H71V214L70 213H72L71 211L73 210V208H72V206H70ZM91 206H93V204H91ZM61 207V206H60ZM94 208H95V210H94V212H95V215L98 213L97 212V207L94 205L93 206ZM151 207V206H150ZM87 208V207H86ZM153 208L154 207H152V210H153ZM159 207H157V209H158ZM102 209V208H101ZM58 210V209H57ZM151 210V209H150ZM150 210H149V213H150ZM152 210H151V213L153 214V215H155V213H156V207H155V209L153 210L155 213H153L152 212ZM59 211V210H58ZM98 211H99V209H98ZM105 211H106V208H105ZM129 211V210H128ZM131 211V210H130ZM161 211V212H160ZM162 209H160V210H158L157 212H160L159 214L161 215H164L163 213H165V215H167L166 214V211H164L163 213H162ZM170 211L172 212V210L170 209ZM112 212H114V213H111V214H115V211H112ZM117 212V211H116ZM123 212V211H122ZM137 214H136V217H138L139 215H138V211H135ZM168 212H169V209H168ZM170 212V213H171ZM67 213V214H66ZM99 213H100V211H99ZM105 213V212H104ZM110 213V212H109ZM129 213V212H128ZM127 213V214H128ZM133 213H134V211H133ZM133 213H131V214H133ZM150 213V214H151ZM92 214V212H91V210H87V213H84V215L85 216H83L84 218H82L81 216H78L77 217V215L75 216V219H74V221L75 220H77V221H80V220H83V219H85V217L87 216V215H91ZM101 215H102V213H100ZM126 214V215H127ZM128 215V216H131L130 218H132V215ZM151 214V215H152ZM56 215V214H55ZM59 215H58V217H59ZM60 215V216H61ZM72 215H75V214H72ZM104 215V214H103ZM124 215V214H123ZM122 215V216H123ZM126 215H124L123 217H125ZM134 215V214H133ZM149 215V214H148ZM150 215V216H151ZM171 215H174V214H172L171 213ZM63 216V217H64ZM113 216V215H112ZM112 216H111V218H112ZM116 216H118V215H116L115 214V218H116ZM150 216H147V218H150L151 219V217ZM158 215L156 214L154 217H153V220L157 217ZM63 217H61V218H63ZM66 217L65 218H63V219H66ZM71 217H73L74 218V216H71ZM77 217V218H76ZM103 217V216H102ZM105 217V216H104ZM113 217V218H114ZM119 217H121V216H119ZM121 218V219H125V218ZM140 217H142V216H140ZM159 218V220H160V216H158ZM176 217V216H175ZM175 217H169L168 219L167 218H165V219H167L166 221L167 222H165V220L163 221V216H162V218L163 219H161L162 220V222H165L166 224L164 225V227L166 226V228L167 229H180L181 227L180 226H188V227H190V226H192L191 224H193L192 222H193V219H192V217H191V219H188V220H186V221H183L182 220V218H181V220H180V218L178 219H176ZM256 217V216H255ZM25 218V219H24ZM45 218H47V219H45ZM52 218H53V216H52ZM55 218V217H54ZM61 218L59 217V220H61ZM70 218V217H69ZM72 218V219H73ZM106 218H108V217H106ZM106 218H104V220H106ZM107 219V221L109 220H112V219ZM133 218H135L134 216H133ZM185 218V217H184ZM183 218V219H184ZM188 218V217H187ZM21 219H24L23 221L21 220ZM56 219V218H55ZM68 219V218H67ZM71 219V218H70ZM119 219V218H118ZM126 219L129 221V217H127L126 216ZM140 219V218H139ZM144 219H146V218H144ZM51 220V219H50ZM87 220H90V219H88L87 218ZM142 220V219H141ZM152 220V219H151ZM192 220V221H191ZM227 220V219H226ZM251 220H253V218L251 219ZM53 221V220H52ZM85 221V220H84ZM97 221V220H96ZM133 221V220H132ZM134 221H135V223L138 221V220H135L134 219ZM144 221V220H143ZM156 221H158V220H156ZM155 221V222H156ZM190 221V222H189ZM228 221V220H227ZM20 222H18V224H20V226H22V227H24L23 225H21V223ZM33 222V221H32ZM31 222V223H32ZM81 222V224L83 223V221H80ZM79 222V223H80ZM86 222V221H85ZM91 221H89V223H90ZM115 222H117V221H115ZM120 222V224H121V222L122 221H119ZM124 222H127V221H124ZM130 222H131V220H130ZM129 222V223H130ZM142 222V221H141ZM225 222V221H224ZM224 222H222V223H224ZM228 222H230V221H228ZM14 223H16V221L14 222ZM13 223V224H14ZM37 223V222H36ZM35 223V224H36ZM49 223V222H48ZM50 223H52V222H50ZM88 222H86V224H87ZM103 223V222H102ZM109 223V222H108ZM161 223V222H160ZM159 223V224H160ZM190 223V224H189ZM13 224H11V227H12V225ZM17 224V223H16ZM30 224V223H29ZM45 224V223H44ZM80 224V225H81ZM85 224V223H84ZM84 224H82V225H84ZM85 224V226H87ZM94 224H96L95 222H94ZM106 224V223H105ZM119 224V223H118ZM123 224V223H122ZM122 224H121V226H122ZM138 223H136V225H137ZM142 224H143V222H142ZM15 225V224H14ZM13 225V228L12 229H15V226ZM49 224H47L46 226H48ZM77 225V224H76ZM102 225V224H101ZM100 225V226H101ZM104 225V224H103ZM123 225H125V223L123 224ZM135 225V226H136ZM221 225H223L222 226V228H221V230L223 231L222 232V236L224 235V237L226 236L227 237V235H231L232 236V238H234L233 240H235V239H237L236 237L238 236V234L236 233L238 230V228H237V226L239 225V223H238V220L236 221V220H234L233 221V224L230 222V223H224V224H221ZM94 226V225H93ZM130 226V225H129ZM134 226V227H135ZM138 226V225H137ZM136 226V227H137ZM140 226V225H139ZM17 227V226H16ZM28 227H30L29 225H28ZM33 227V226H32ZM108 227V226H107ZM123 227V226H122ZM125 227V226H124ZM240 227V226H239ZM19 227H17L15 230H17ZM182 228H184V227H182ZM20 229H21V227H20ZM25 229V228H24ZM29 229V228H28ZM111 229H113V228H111ZM239 229H242V228H239ZM14 230V231H15ZM19 230V229H18ZM36 230V229H35ZM237 230V231H236ZM13 231V232H14ZM23 231L24 230H22V233H23ZM5 232H7L8 234L6 235V233ZM11 232H12V230H11ZM16 232V231H15ZM20 232V231H19ZM30 232H31V230H30ZM29 232V233H30ZM29 233H25V234H23V235H26L27 236V234L29 235ZM44 233L46 234V232L44 231ZM242 233H244V232H242ZM241 233V234H242ZM12 233H10L9 235H11ZM17 233H15V235H16ZM227 234V235H226ZM237 234V235H236ZM245 234V233H244ZM7 237L6 239H5V236ZM19 235H21V234H19ZM12 236H14L13 234H12ZM24 237V236H23ZM28 237V236H27ZM26 237V238H27ZM16 238V237H15ZM21 238V237H20ZM241 237H239V239H240ZM13 239H14V237H13ZM27 240V239H26ZM29 240V239H28ZM27 240V241H28ZM98 240H100V239H98ZM104 240V239H103ZM122 240V239H121ZM124 240V239H123ZM16 241V240H15ZM127 241V240H126ZM9 243V242H8ZM15 243V242H14ZM22 243H23V240H22ZM25 243H27L26 241L24 242V244ZM10 245H12L11 243H9ZM28 244V243H27ZM15 245V244H14ZM20 245H22V244H20ZM105 245V244H104ZM120 245H123V247L122 246H120V248L119 249H117V248H114V246H113V248H110L109 249V251L108 252H105L104 251V248L103 249H101V251H100V253L99 252H97V255H93L95 258H93V256H92V258L95 260V261H91V262H94V264H112V262H120L121 261V259H123L124 258V256L128 253V254H130L131 252H132V254H133V252H134V254H135V252L136 251H134L133 249V251L131 250V248H130V250H131V252L129 253V251L130 250H127L126 248H128V246H129V244H127V242H121V244ZM126 245H128L127 247H126ZM25 246H26V244H25ZM24 246V247H25ZM28 246V245H27ZM27 246H26V248H27ZM119 246V245H118ZM14 247H17V245L16 246H14ZM14 247H10L11 248V250L13 251V249H15ZM18 247H19V244H18ZM17 247V248H18ZM23 247V248H24ZM31 247V246H30ZM30 247H28V249L30 248ZM146 247V246H145ZM8 248V247H7ZM7 248H6V250H7ZM10 248H8L9 250L8 251H10ZM13 248V249H12ZM22 247L20 246L18 249H20V250H22L23 251V248L21 249ZM26 248H24V251H25V249ZM34 248V247H33ZM140 249H142L141 247L139 248V250ZM147 250H148V248H146ZM143 250H144V248H143ZM17 252L19 251V250H16ZM27 251V250H26ZM32 251V250H31ZM30 251V252H31ZM145 251V250H144ZM149 251V250H148ZM34 252V251H33ZM32 252V253H33ZM143 252V251H142ZM146 252V251H145ZM13 253V256H14V258L16 257L15 256V254H14V252H12ZM12 253H10V254H12ZM18 253H20V251L18 252ZM25 253V252H24ZM31 253V254H32ZM86 253V252H85ZM159 253V252H158ZM161 253V252H160ZM26 254V253H25ZM28 254V253H27ZM132 254H131V256H132ZM133 254V255H134ZM141 254V253H140ZM161 254H163V252L161 253ZM160 254V255H161ZM3 255V256H2ZM6 255V254H5ZM8 255V254H7ZM136 255V254H135ZM138 255V254H137ZM143 255V254H142ZM159 255V256H160ZM18 256V255H17ZM22 256V255H21ZM23 256H24V254H23ZM27 256V255H26ZM30 255L28 254V256L27 257H29ZM33 256V255H32ZM31 256V257H32ZM45 256V255H44ZM97 256V257H96ZM127 256V255H126ZM130 256V255H129ZM163 256V255H162ZM5 257V256H4ZM11 257V256H10ZM84 257V256H83ZM123 257V258H122ZM155 257H156V255H155ZM19 258V257H18ZM22 258V257H21ZM89 258V259H88ZM87 258V260H90V259H92V258H90V257H88ZM126 258V257H125ZM160 258V257H159ZM12 259H13V257H12ZM16 259V258H15ZM24 259V258H23ZM31 259V258H30ZM43 259H47V258H43ZM85 259V258H84ZM126 259H128V258H126ZM157 259H158V255H157ZM166 259V258H165ZM9 260H10V258H9ZM118 260V261H117ZM2 261V260H1ZM162 261H164V260H162ZM86 262V261H85ZM87 262H90V261H87ZM90 262V263H91ZM114 262V264H116ZM160 262V261H159ZM17 263H19V262H17ZM161 263V262H160ZM3 264V263H2ZM4 264H5V262H4ZM9 264V263H8ZM21 264V263H20ZM87 264V263H86ZM89 264V263H88Z\"/></svg>",
	"mask_w": 264,
	"mask_h": 264
}]
</instances>
